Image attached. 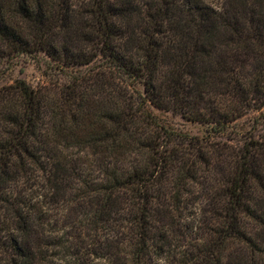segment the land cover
Masks as SVG:
<instances>
[{"label": "trees", "instance_id": "obj_1", "mask_svg": "<svg viewBox=\"0 0 264 264\" xmlns=\"http://www.w3.org/2000/svg\"><path fill=\"white\" fill-rule=\"evenodd\" d=\"M38 53L88 70L0 88V264H264V0H0Z\"/></svg>", "mask_w": 264, "mask_h": 264}, {"label": "rangeland", "instance_id": "obj_2", "mask_svg": "<svg viewBox=\"0 0 264 264\" xmlns=\"http://www.w3.org/2000/svg\"><path fill=\"white\" fill-rule=\"evenodd\" d=\"M100 62L92 65L99 67ZM91 66V67H92ZM86 68L76 70H59L54 62L44 53L38 54H22L12 59H6L0 62V88L5 85L12 84L16 80L23 79L33 87H39L51 83H68L71 77L84 74ZM138 91L143 92L141 85L135 87ZM146 110L151 113L159 123V125L167 132L188 135L190 137H206L211 132V127L207 124L198 122H189L184 120L180 115L170 111L159 110L158 108L148 104ZM264 116V109L261 112L251 113L244 117L233 126L234 130L246 132L254 124V118ZM258 133L264 132V121H260ZM228 131L222 134H213L214 140L224 141L229 137Z\"/></svg>", "mask_w": 264, "mask_h": 264}]
</instances>
